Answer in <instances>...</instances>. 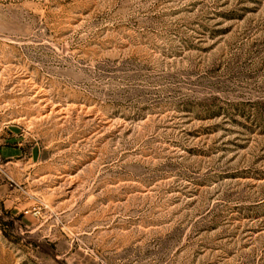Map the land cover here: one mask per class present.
Wrapping results in <instances>:
<instances>
[{"label": "rangeland", "instance_id": "rangeland-1", "mask_svg": "<svg viewBox=\"0 0 264 264\" xmlns=\"http://www.w3.org/2000/svg\"><path fill=\"white\" fill-rule=\"evenodd\" d=\"M2 146L0 264H264V0H0Z\"/></svg>", "mask_w": 264, "mask_h": 264}, {"label": "crops", "instance_id": "crops-1", "mask_svg": "<svg viewBox=\"0 0 264 264\" xmlns=\"http://www.w3.org/2000/svg\"><path fill=\"white\" fill-rule=\"evenodd\" d=\"M7 143H9V142H7ZM5 149H7V147H5V146H2L1 148H0V153H4V151H5ZM10 149V148H9ZM13 149V148H12ZM12 149H10V150H12ZM14 151H17V149H13Z\"/></svg>", "mask_w": 264, "mask_h": 264}, {"label": "built area", "instance_id": "built-area-1", "mask_svg": "<svg viewBox=\"0 0 264 264\" xmlns=\"http://www.w3.org/2000/svg\"><path fill=\"white\" fill-rule=\"evenodd\" d=\"M6 128H7V126H6Z\"/></svg>", "mask_w": 264, "mask_h": 264}]
</instances>
